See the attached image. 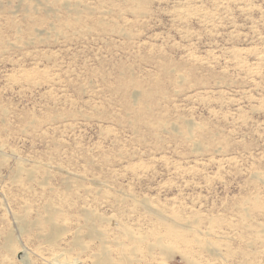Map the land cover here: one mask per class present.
<instances>
[{
    "label": "rangeland",
    "instance_id": "1",
    "mask_svg": "<svg viewBox=\"0 0 264 264\" xmlns=\"http://www.w3.org/2000/svg\"><path fill=\"white\" fill-rule=\"evenodd\" d=\"M0 264H264V0H0Z\"/></svg>",
    "mask_w": 264,
    "mask_h": 264
}]
</instances>
